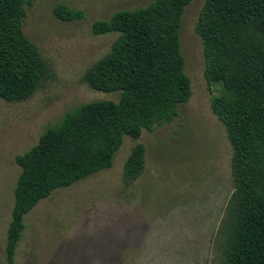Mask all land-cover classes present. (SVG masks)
<instances>
[{
  "label": "rangeland",
  "instance_id": "1",
  "mask_svg": "<svg viewBox=\"0 0 264 264\" xmlns=\"http://www.w3.org/2000/svg\"><path fill=\"white\" fill-rule=\"evenodd\" d=\"M153 0H29L24 32L39 48L52 76L29 99L0 98V264L21 168L16 156L68 112L94 101H118L84 81L88 69L110 53L117 34L95 36L92 25L120 10ZM206 0H193L181 22V50L192 97L171 123L124 138L113 166L55 190L25 217L15 264H224L221 234L234 190L232 145L212 109L222 86L209 85L204 46L196 32ZM65 4L84 18L62 21ZM138 143L146 168L126 184L125 164Z\"/></svg>",
  "mask_w": 264,
  "mask_h": 264
},
{
  "label": "trees",
  "instance_id": "2",
  "mask_svg": "<svg viewBox=\"0 0 264 264\" xmlns=\"http://www.w3.org/2000/svg\"><path fill=\"white\" fill-rule=\"evenodd\" d=\"M193 0H153L120 10L92 25L95 36L117 34L110 53L87 70L92 89L119 93V100L82 104L68 111L16 156L21 168L6 243L15 264L25 217L40 201L63 187L113 166L130 136L171 123L192 97V81L181 50V22ZM29 0H0V98H31L51 78L39 48L24 32ZM62 21L84 18L65 4L55 8ZM196 32L205 55L209 85L222 86L212 109L232 145L234 190L221 234L224 264H264V0H206ZM146 147L138 143L125 164L124 181L142 176Z\"/></svg>",
  "mask_w": 264,
  "mask_h": 264
}]
</instances>
